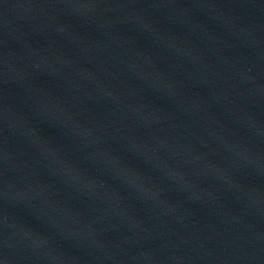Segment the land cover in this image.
Returning <instances> with one entry per match:
<instances>
[{
    "label": "water",
    "instance_id": "water-1",
    "mask_svg": "<svg viewBox=\"0 0 264 264\" xmlns=\"http://www.w3.org/2000/svg\"><path fill=\"white\" fill-rule=\"evenodd\" d=\"M0 264H264V0H0Z\"/></svg>",
    "mask_w": 264,
    "mask_h": 264
}]
</instances>
